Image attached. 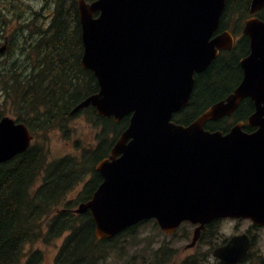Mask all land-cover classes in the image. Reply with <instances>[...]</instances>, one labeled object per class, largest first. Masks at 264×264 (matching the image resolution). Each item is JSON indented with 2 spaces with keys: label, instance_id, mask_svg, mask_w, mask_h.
I'll return each instance as SVG.
<instances>
[{
  "label": "water",
  "instance_id": "obj_1",
  "mask_svg": "<svg viewBox=\"0 0 264 264\" xmlns=\"http://www.w3.org/2000/svg\"><path fill=\"white\" fill-rule=\"evenodd\" d=\"M78 1L82 66L95 72L100 90L74 112L93 105L116 121L130 115L110 155L96 165L103 181L78 209L90 210L97 238L152 218L168 233L184 220L203 225L241 217L263 224L264 19L252 15L245 22L250 53L240 60V84L182 124L173 116L189 105L195 74L234 47L230 30L217 33L227 0ZM263 8L264 0H252L250 13ZM246 98L255 106L247 118L253 131L244 120L228 132L206 129ZM31 139L25 124L3 117L0 163L26 151Z\"/></svg>",
  "mask_w": 264,
  "mask_h": 264
},
{
  "label": "trees",
  "instance_id": "obj_2",
  "mask_svg": "<svg viewBox=\"0 0 264 264\" xmlns=\"http://www.w3.org/2000/svg\"><path fill=\"white\" fill-rule=\"evenodd\" d=\"M251 1L227 0L220 28L224 29L236 16V27L240 29L241 22L249 14ZM260 17L264 18V9ZM37 28V32L31 33H37L33 43L26 42L20 49H7L5 63L8 66L0 71L4 93L1 104L17 106V120L25 123L35 138L40 130L48 132L58 126L64 129L75 116L71 113L73 108L99 89L94 73L81 65L82 28L77 5L63 7L46 29ZM21 33L18 36H22ZM248 40L243 37L232 51L222 52L196 77L191 102L175 113L176 122L189 123L232 91L235 86L230 89L226 85L235 79L236 84L241 80L239 59L249 52ZM27 70L30 72L24 76ZM87 88L89 91H85ZM214 94L218 97L211 99ZM253 111V102L244 100L234 114L236 121L246 119ZM77 114H85L99 127L100 143L82 151V158L51 159L45 142L48 137L44 134L42 141L35 140L23 153L0 163V264H41L43 250L35 246L41 241L50 242L65 232L70 233L60 248L57 264H91L94 256L116 248L113 244L116 239L96 238L95 223L90 215H73L70 208L76 201L69 195L89 173L92 178L82 194L92 195L101 181L96 163L109 155L116 138L127 128L130 116L115 122L113 117L99 116L91 106ZM232 125L230 117H224L208 122L206 128L226 132ZM245 129L254 128L246 125Z\"/></svg>",
  "mask_w": 264,
  "mask_h": 264
},
{
  "label": "flooded vegetation",
  "instance_id": "obj_3",
  "mask_svg": "<svg viewBox=\"0 0 264 264\" xmlns=\"http://www.w3.org/2000/svg\"><path fill=\"white\" fill-rule=\"evenodd\" d=\"M14 1L16 2V0H0V22L3 23V32L8 35L20 30V27L17 28L16 23L23 28L31 30V24L35 20L33 18L31 22L26 23L21 18L18 19L17 13L14 11L16 9ZM42 1L43 4L40 5V11L43 16L41 17L43 27L45 28L47 24H50L51 19L62 10V7L57 5V1L61 0ZM39 2V0L36 1L33 6L37 7ZM3 14L9 21H1ZM45 19L48 20V23H45ZM3 44L7 47L10 45L13 47L17 46L16 41L10 43L9 36L3 41ZM223 221L237 222L236 228H238V224L241 221H247L249 226L244 230L230 233L221 241L214 243L212 238L219 231L220 223ZM147 222H153L155 227L163 232V236L164 234L170 236V239L162 240L161 244H169L170 242L173 244L174 242L173 248H168L161 244L158 245L157 240H148L145 247H142L140 244L145 242L142 237L138 240L130 239L134 238L137 233H129V231L133 228L138 230L142 224L146 223L143 221L135 227L127 229L121 236L125 237L122 240L121 254L124 264H264V223L258 224L251 218L216 217L203 225L200 222L184 220L171 233L166 232L156 220ZM182 243H184L182 245L183 249L178 248ZM204 245L209 248L208 251L199 249ZM112 255L110 254L109 256ZM148 260L155 261L149 263Z\"/></svg>",
  "mask_w": 264,
  "mask_h": 264
},
{
  "label": "rangeland",
  "instance_id": "obj_4",
  "mask_svg": "<svg viewBox=\"0 0 264 264\" xmlns=\"http://www.w3.org/2000/svg\"><path fill=\"white\" fill-rule=\"evenodd\" d=\"M36 1L38 0H21L19 10L17 12V16L20 15L19 11H22L24 9V15H22L21 19L26 23H28L29 21L31 22L35 16L43 17L40 11V5L43 4V1L39 0L40 2L37 7L33 6ZM89 1H92V0H89ZM77 4H78V0H61L59 2L57 1V5L62 8L63 7L69 8ZM248 16L249 14L245 17V19ZM245 19L244 20L242 19L243 21L241 22L240 29L239 27H236V25H238V22H237L238 19L236 18V16L231 18L228 25L225 26L224 28L230 29L233 32H235L236 38L239 40L242 38V35H243L242 28L244 26ZM38 22L43 24L42 19L39 20ZM45 23H48L47 19H45ZM16 26L18 28L19 24L16 23ZM48 26L49 24H47L46 27ZM0 36H3V34ZM16 39H17L16 42L18 43L17 46L19 48L21 45V42H24V39L21 38L20 40L17 37ZM0 40L2 39L0 38ZM1 46L2 45L0 43V47ZM17 57H19V55ZM7 59H8L7 53H5V55L3 56H0V71L7 68L8 65H6L5 63ZM29 72L30 70H27L26 73L23 72L24 76H27ZM236 81L237 80L235 79L233 82L228 83L226 85V88H230V89L233 88L236 85ZM2 84L3 82L0 76V109H2V111H0V118L3 116H10L12 118L17 119V117L15 116L16 111H17L16 109H18L17 106H15L13 103H5L3 105L1 104L2 98H4ZM89 89L90 88H87L85 91H89ZM212 97L211 99H216L218 95L214 94ZM73 115L75 116H73L72 119H70L67 122V125L64 129L58 126V127L52 128L48 132L40 130V131H37L38 138H35V137L33 138V142H35V140L42 141L41 139L42 136L44 134L47 135L48 138L45 142H47L46 147L48 148V154L51 159H59V158L67 157V156H79L80 158H82V154H81L82 151H84L86 148L96 147L100 143V140L97 138L99 127H96L91 121H89L85 114H77V115L73 114ZM230 119L232 120V123L236 121L234 115L231 116ZM91 175H92L91 173L85 174L79 180V184L76 186L75 191L69 195L70 199L79 200V197H80V203H82L84 201L89 200L92 197V195L90 197L89 196L87 197L84 194H82L84 187L86 186L88 181H90L92 178ZM81 189H82L81 195H79ZM146 223L142 224L137 230L138 232L137 235L134 238H130V239L138 240L142 237L143 241H145L144 243L140 244L142 247H145L148 240H157L158 245H160L162 240L170 239V236L168 235L166 236L164 234L163 236V232L159 230L158 228H156L153 222H146ZM220 224L221 226H220L219 231L212 238V242L214 243L221 241L223 238L228 236L230 233H235L239 230H244L248 228L249 226V222L247 221H243V222L241 221V223L238 224V228H236L237 222L235 221H223ZM161 233L162 235H160ZM64 237L65 235L54 238L50 242H47V243L41 241L35 246L36 248H40L43 250L44 256H43V261L41 264H53L54 263V257L56 256L55 254L57 250H59L60 246L62 245L64 241ZM124 238L125 237H121V235H118L115 242L122 241L124 240ZM184 243L178 246V248L183 249L182 245ZM161 245L166 246L168 248H173L172 245L174 246V242L173 244L172 242H170L169 244H161ZM199 249L206 250V251L209 250V248H207L206 245L200 247ZM121 254H122V251L114 252L112 256H109L107 258L105 257L103 259L104 261L101 260L100 264H124L125 262H124V259L121 258ZM153 261L148 260L149 263Z\"/></svg>",
  "mask_w": 264,
  "mask_h": 264
},
{
  "label": "bare ground",
  "instance_id": "obj_5",
  "mask_svg": "<svg viewBox=\"0 0 264 264\" xmlns=\"http://www.w3.org/2000/svg\"><path fill=\"white\" fill-rule=\"evenodd\" d=\"M93 194H94V192H93ZM93 194H92V197H93ZM92 197H91V198H92ZM91 198H90V199H91ZM90 199H89V200H90ZM89 200L84 201V202H82V203H86V202H88ZM82 203H80V204H82Z\"/></svg>",
  "mask_w": 264,
  "mask_h": 264
}]
</instances>
